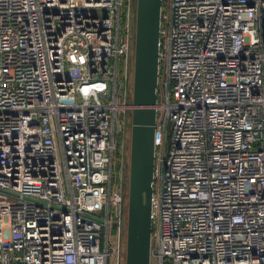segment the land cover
<instances>
[{
    "label": "built area",
    "instance_id": "1",
    "mask_svg": "<svg viewBox=\"0 0 264 264\" xmlns=\"http://www.w3.org/2000/svg\"><path fill=\"white\" fill-rule=\"evenodd\" d=\"M133 14L0 0V264L123 260ZM158 95L151 264H264V0H162Z\"/></svg>",
    "mask_w": 264,
    "mask_h": 264
},
{
    "label": "water",
    "instance_id": "2",
    "mask_svg": "<svg viewBox=\"0 0 264 264\" xmlns=\"http://www.w3.org/2000/svg\"><path fill=\"white\" fill-rule=\"evenodd\" d=\"M132 5L133 77L127 85L135 107L130 112L128 173L122 178L126 190L121 204V218H126L124 261L118 264H151L162 0H132Z\"/></svg>",
    "mask_w": 264,
    "mask_h": 264
},
{
    "label": "rangeland",
    "instance_id": "3",
    "mask_svg": "<svg viewBox=\"0 0 264 264\" xmlns=\"http://www.w3.org/2000/svg\"><path fill=\"white\" fill-rule=\"evenodd\" d=\"M129 22H130V24H132V21H131V19H129V17L127 15V12H124V15L122 17V25H124L125 30L127 29V25H128ZM132 77H133V74L131 76V81H132ZM130 130H131V126H130V129L129 128L127 129V133H126V137H125V139H126V146L127 147L130 146ZM125 153L128 155V159H129L130 151L129 150H126ZM124 224L126 225V218H125ZM125 236H126V234H125ZM125 236H124V239H125ZM113 240H115V237L114 236H113ZM124 246H125V244H124ZM123 257H124V255H123ZM123 261H124V259H123ZM110 264H118V258H117V256H113L110 259ZM152 264H154L153 261H152Z\"/></svg>",
    "mask_w": 264,
    "mask_h": 264
}]
</instances>
